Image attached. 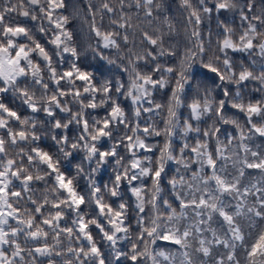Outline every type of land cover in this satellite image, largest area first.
I'll use <instances>...</instances> for the list:
<instances>
[{
  "label": "clouds",
  "instance_id": "1",
  "mask_svg": "<svg viewBox=\"0 0 264 264\" xmlns=\"http://www.w3.org/2000/svg\"><path fill=\"white\" fill-rule=\"evenodd\" d=\"M0 264H264V0H0Z\"/></svg>",
  "mask_w": 264,
  "mask_h": 264
}]
</instances>
